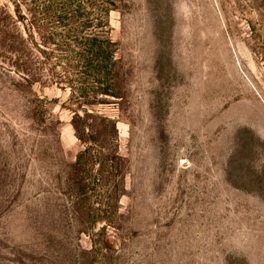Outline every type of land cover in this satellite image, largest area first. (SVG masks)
I'll use <instances>...</instances> for the list:
<instances>
[{
  "label": "rangeland",
  "instance_id": "rangeland-1",
  "mask_svg": "<svg viewBox=\"0 0 264 264\" xmlns=\"http://www.w3.org/2000/svg\"><path fill=\"white\" fill-rule=\"evenodd\" d=\"M0 264H264V0H0Z\"/></svg>",
  "mask_w": 264,
  "mask_h": 264
},
{
  "label": "trees",
  "instance_id": "trees-1",
  "mask_svg": "<svg viewBox=\"0 0 264 264\" xmlns=\"http://www.w3.org/2000/svg\"><path fill=\"white\" fill-rule=\"evenodd\" d=\"M68 3V2H67ZM66 3V4H67ZM108 3V2H107ZM62 5H64V3L62 4ZM75 7V6H74ZM66 8H67V6L65 5V7L64 8H62V11L64 12V14H66ZM83 10L84 11V9L83 8H74V11L73 12H76V10ZM79 15H81V14H79ZM60 17H62V15L60 16ZM82 17H85V15L84 14H82ZM64 19H65V17H64ZM89 41H90V43L92 42V45H94V46H96V47H100V45L103 43V42H106L107 44H110V42L109 41H107V40H98L96 37H91L90 39H88ZM87 62H88V65H89V67H91L92 66V60L91 59H87ZM97 87V86H96ZM98 89V88H97ZM94 91H96L95 93H97V91L98 90H94ZM99 93H104V94H107L108 92H107V89L105 88V89H103V92H99ZM109 95H111V94H109ZM87 116H90V115H87ZM99 118H101V117H99V116H90V119L93 121H95V120H97V119H99ZM84 122L85 121H82L79 117H74L73 119H72V125H73V128H74V131H75V134H76V136L79 138V139H81V140H83V137H84V134H85V129H92L93 128V126L91 125V124H84ZM95 133H97V134H100L101 135V132H100V130H98V128H95ZM86 152V149L85 150H83V152H81L78 156H77V159H76V162H75V165H77L80 161H82L83 160V158H84V155L85 154H87V153H85Z\"/></svg>",
  "mask_w": 264,
  "mask_h": 264
}]
</instances>
